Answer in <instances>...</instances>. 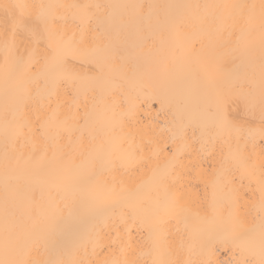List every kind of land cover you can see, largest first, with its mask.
<instances>
[{
  "label": "bare ground",
  "instance_id": "1",
  "mask_svg": "<svg viewBox=\"0 0 264 264\" xmlns=\"http://www.w3.org/2000/svg\"><path fill=\"white\" fill-rule=\"evenodd\" d=\"M26 2L50 7L40 19V10H31L29 26L35 35L17 40L23 63L17 64L0 45V260L60 256L99 264L107 255L115 259L126 255L151 264L148 224L133 232L126 253L115 249L97 255L108 242L109 218L92 211L91 200L123 191L155 204L164 199L169 186L178 205L163 231L174 259L228 264L235 251L237 258L259 264V245L241 257L229 222L232 202L238 200L234 214L241 222L236 231L255 229L259 236V173L242 178L230 152L241 150L257 168L264 163V0ZM75 5L101 7L91 8L90 22L82 24L83 10ZM52 17L57 18L55 23ZM72 43L80 52L70 57L69 67L78 78L74 85L64 81L57 88V57ZM46 47L48 69L36 74L29 67L28 52ZM208 62L219 92L227 98L225 111L233 125L215 139L214 106L210 110L215 94L209 95L196 71ZM54 90L61 100L66 92L87 100L90 115L83 145L78 143L79 131L71 137L64 133L58 142L38 131ZM55 103L53 95L52 107ZM79 114L84 126V107ZM181 125L188 150L169 173L165 157L153 156L148 141L167 140ZM90 134L97 146L112 143L119 148L121 142L125 149L139 146L137 160L121 164L122 153L115 148L111 156L97 153L88 143ZM221 139L230 144L223 145V151ZM213 201L219 214L211 211Z\"/></svg>",
  "mask_w": 264,
  "mask_h": 264
},
{
  "label": "snow or ice",
  "instance_id": "2",
  "mask_svg": "<svg viewBox=\"0 0 264 264\" xmlns=\"http://www.w3.org/2000/svg\"><path fill=\"white\" fill-rule=\"evenodd\" d=\"M50 6L43 4H32L26 2V0H15L13 3H0V45H3L6 52H9L16 58L17 64L23 63V56L19 54V46L17 40L24 34L29 37L35 35V31L29 26V20L31 19V10L34 8L39 9L37 18H45L47 16L46 9ZM74 7L81 8V23L87 24L91 19V8L95 7L99 9L101 5H75ZM243 7V6H241ZM255 7V6H250ZM262 13H264V4H262ZM60 19H63L62 17ZM56 17H52V23H55ZM83 33V29H81ZM83 43V36L81 41ZM50 47V46H49ZM49 47L43 50L35 49L28 52L29 67L36 70V74H39L42 70L48 69L47 60L49 57ZM80 52V49L75 43H72L70 49L59 55L56 60L55 68L58 70L57 84L64 81L72 82L75 84V80L78 78L76 74L69 67V59ZM7 60V57H6ZM41 60L45 63L41 65ZM97 67L102 71L103 65L97 62ZM198 73L203 76V86L209 95L215 94L214 106L215 111L212 113L211 127L215 130L212 139L220 138L225 131H230L233 127L231 121L228 119L225 111V105L227 98L224 94L220 93L217 88V82L213 75V65L211 62L202 64L198 69ZM146 75H152L151 70H146ZM56 96L55 107H52V96ZM66 98L61 100L59 98V92L55 91L49 94L48 108L50 111L39 124L38 131L49 135L53 141L58 142L64 133H67L69 137L74 132L79 131L80 137L78 143L83 145L84 127L87 125L88 117L90 115L87 106V100H81L79 95H74L71 92L65 93ZM80 107H84L85 125L79 124ZM44 105L41 104L40 110H43ZM75 108V112L73 109ZM261 110L264 112V96L261 100ZM37 120H40L39 111L37 112ZM71 121V123H69ZM261 135H264V129L261 130ZM96 137L89 135L87 137L89 145L94 147L97 153L105 156H111L115 148V145L109 143L107 145H95ZM71 143V140L69 141ZM221 151H223V145H229V139H221ZM148 145L151 147L152 155L160 158L165 157L164 166L171 173L175 170V167L182 159V154L187 153L188 142L186 138V132L181 125L177 128L167 140L161 141L156 139L155 141H148ZM58 148L62 147L57 145ZM116 151L122 153L119 157L121 164L125 161L135 162L137 160L139 146L136 149L129 147L125 149L123 142H121L119 148H115ZM231 159L235 164L237 170L241 172L242 178L255 177L257 172L259 173L258 184L261 193L259 211L262 214L261 224L259 230V236L255 235V229H248L243 231H236V227L240 224L239 216L235 215L236 205L238 200H234L233 210L229 212V222L232 226V230L235 232L234 240L237 242L240 256L244 257L246 250L255 247L257 244L261 249V259L259 264H264V163L260 164L259 168L252 162L250 156L245 155L241 150L237 149L234 152H230ZM157 167H160L158 164ZM95 179V173L89 176L88 181L91 184ZM91 210L100 214L108 215V232L105 234L108 242L101 249V252L97 255L111 254L115 249H119L122 253H126L132 247L131 237L134 231H142L146 224L149 225V239L151 240V253L153 258L151 264H213L211 260H204L194 262L191 259H186L183 262L173 258V250L168 242V236L163 231V226L167 223L168 219L174 216L178 200L175 198V194L169 186H165L164 199L155 204L146 203L142 198L138 197L134 193L123 194H109L102 200L92 198ZM211 211L214 214H219V209L215 201H213ZM207 212V209L205 210ZM141 255H144L142 252ZM0 264H97L96 261L86 262L83 259H64L60 256L56 258H50L46 260L33 259L28 261H16L10 259L0 260ZM99 264H140L139 259L129 260L127 256L123 259L112 258L111 255L101 261ZM221 264V262H216ZM228 264H255L252 259L244 257L243 259L237 258L235 251L233 252V260Z\"/></svg>",
  "mask_w": 264,
  "mask_h": 264
}]
</instances>
